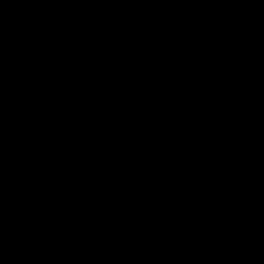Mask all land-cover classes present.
<instances>
[{
  "label": "water",
  "instance_id": "water-1",
  "mask_svg": "<svg viewBox=\"0 0 264 264\" xmlns=\"http://www.w3.org/2000/svg\"><path fill=\"white\" fill-rule=\"evenodd\" d=\"M0 264H264V0H0Z\"/></svg>",
  "mask_w": 264,
  "mask_h": 264
}]
</instances>
